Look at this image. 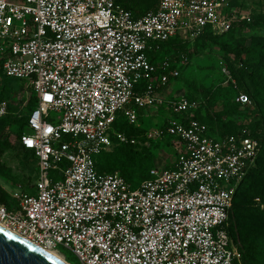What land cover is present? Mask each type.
Wrapping results in <instances>:
<instances>
[{
    "label": "built area",
    "instance_id": "2783aa9c",
    "mask_svg": "<svg viewBox=\"0 0 264 264\" xmlns=\"http://www.w3.org/2000/svg\"><path fill=\"white\" fill-rule=\"evenodd\" d=\"M123 2L0 0V69L38 99L20 141L34 155L36 192L11 195L16 210L0 204V224L44 250L71 252L77 264H244L230 219L261 143L247 130L213 134L196 117L198 102L163 99L181 73L169 57H152L251 17L232 0H156L143 14ZM165 103L170 116L155 136L171 140L173 168L152 169L135 188L100 173L101 154L138 144L118 121L137 125L142 111ZM10 114L0 98V120Z\"/></svg>",
    "mask_w": 264,
    "mask_h": 264
},
{
    "label": "rangeland",
    "instance_id": "374dc122",
    "mask_svg": "<svg viewBox=\"0 0 264 264\" xmlns=\"http://www.w3.org/2000/svg\"><path fill=\"white\" fill-rule=\"evenodd\" d=\"M236 10L251 17L247 28L235 31L223 37H214L206 33L197 40L180 39L175 45L163 52L180 70V77L173 80L161 92L162 98L174 101L188 98L200 104V115H207L213 126L228 125L229 127L244 129L248 132L257 130L263 134L264 104L252 98L251 85L248 74L264 67V0H232ZM237 47L256 48L254 55L242 54L241 59L249 63V67L242 64L237 57ZM262 76V75H261ZM13 88V103L21 105V115L28 114L26 101L32 95L27 83L13 78L0 77V92L4 85ZM198 90V91H196ZM228 92V96L215 104L207 101L202 92ZM246 94L250 97V104L237 105L236 96ZM210 103V104H209ZM169 104L151 107L141 112L137 125L132 128L138 144L132 151L114 145L99 159L100 169L104 174H119L130 180L133 185L143 182L152 168L167 169L176 161V154L172 142L167 137H157L163 124L169 118ZM238 108V112H232ZM228 112H231L228 114ZM58 117L57 113H51ZM124 119L118 121V128ZM18 127L11 124L8 128L16 150L6 151L1 156V165L6 175L0 176V185L10 194H35L37 167L35 159L25 155L16 142ZM153 135L152 138L148 136ZM257 202H259L257 200ZM263 208V207H262ZM69 264H77L73 254L63 248L60 253Z\"/></svg>",
    "mask_w": 264,
    "mask_h": 264
},
{
    "label": "trees",
    "instance_id": "16d2710c",
    "mask_svg": "<svg viewBox=\"0 0 264 264\" xmlns=\"http://www.w3.org/2000/svg\"><path fill=\"white\" fill-rule=\"evenodd\" d=\"M123 3L127 10L138 14H143L150 10H154L156 6V0H124ZM246 26L247 23L240 24L226 35L233 34L235 31L244 30L245 28H247ZM214 37H220V36H214ZM175 43L176 41H172L168 44H165L162 51L158 53L156 57L155 56L152 57V61L155 62L157 61V59L164 57L163 52L165 51V49L170 48L171 46L175 45ZM259 48L264 50V45L260 46ZM255 49H257V47L256 48L237 47V49L235 50L238 59H240V61L246 67V69L247 67H249V63L241 59V56L242 54H247L249 56L254 55ZM0 77L6 78L3 75L2 69H0ZM248 77L251 85L252 98L256 102H259L260 104H264V67L252 73H249ZM202 93L205 94L207 101H210L212 105L219 102L220 100H223L228 96V92L226 91H222V92L204 91ZM13 95H14L13 88H10L8 84L4 85L0 92V98L8 103L9 111L11 114L5 117L4 119L0 120V160L4 152L16 150V145L12 142L10 134H8V128L11 124L18 127V132L16 134V142L19 146V149L25 155H29L34 158V155L31 152H28L21 148L20 141L29 123V113L36 108L38 99L35 96V94L32 92V95L28 99L26 105V108L29 109L28 114L21 115L22 113L21 105L12 102ZM237 97L238 95L236 96V98ZM232 112L237 113L238 108L237 109L235 108ZM230 113L231 112H228V114ZM196 117L197 119L208 125L211 128L213 134L221 137H225L227 135H237L244 130L237 128L232 129L228 125L213 126L210 123V120H208L207 115L203 117L202 115H200V112L197 113ZM121 127H122L121 130H123V132H125L128 136L136 138V135H134L131 132L133 126L123 122ZM262 128H263L262 135L258 133L257 130H253L249 132V134H251L253 138L257 139L261 143L262 148L257 160L256 167L252 171H250V173L244 180L241 188L238 190L236 194L234 207L230 219L229 231L232 238L239 247L244 264H264V122ZM123 147H126V149H129V151H132V148L134 146L125 145ZM103 156L104 155L101 154L97 158V168L99 172L102 174L104 173L100 169L99 159L102 158ZM170 168H173V166ZM151 170L149 171L148 177L144 181L150 178ZM5 175H6V170L4 169V167H2L0 162V176L5 177ZM126 180L134 188L138 187L142 183L141 182L139 185H133L130 182V180L128 179ZM257 200H259V202H257ZM0 204L6 206L11 211L19 208V202L15 200L1 185H0Z\"/></svg>",
    "mask_w": 264,
    "mask_h": 264
},
{
    "label": "water",
    "instance_id": "95a60500",
    "mask_svg": "<svg viewBox=\"0 0 264 264\" xmlns=\"http://www.w3.org/2000/svg\"><path fill=\"white\" fill-rule=\"evenodd\" d=\"M0 264H60L45 253L0 229Z\"/></svg>",
    "mask_w": 264,
    "mask_h": 264
},
{
    "label": "bare ground",
    "instance_id": "6f19581e",
    "mask_svg": "<svg viewBox=\"0 0 264 264\" xmlns=\"http://www.w3.org/2000/svg\"><path fill=\"white\" fill-rule=\"evenodd\" d=\"M0 229L3 230V231H5V232H7V233H9L10 235H12V236H14V237H16V238L22 240L23 242H25V243H27V244H29V245L35 247L36 249H38V250H40L41 252L45 253L46 255H48L49 257H51L52 259H54V260L57 261L58 263H60V264H69V263L67 262V260H66L64 257H62L58 252H55V251H49V250H44V249H42V248H39L38 246H35V245L29 243L28 241H26L25 239H23L21 236H19L17 233H15L14 231H12V230L6 228L5 226H3V225H1V224H0Z\"/></svg>",
    "mask_w": 264,
    "mask_h": 264
},
{
    "label": "snow or ice",
    "instance_id": "6c2138e0",
    "mask_svg": "<svg viewBox=\"0 0 264 264\" xmlns=\"http://www.w3.org/2000/svg\"><path fill=\"white\" fill-rule=\"evenodd\" d=\"M45 99H50V97H45ZM49 131H50V129H49ZM27 143H28L29 145H31L32 141H27Z\"/></svg>",
    "mask_w": 264,
    "mask_h": 264
}]
</instances>
